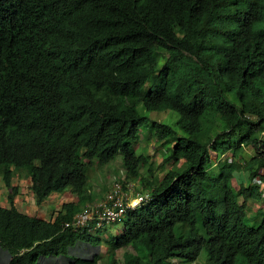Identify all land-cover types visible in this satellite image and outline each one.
<instances>
[{"label": "trees", "instance_id": "1", "mask_svg": "<svg viewBox=\"0 0 264 264\" xmlns=\"http://www.w3.org/2000/svg\"><path fill=\"white\" fill-rule=\"evenodd\" d=\"M138 106L177 114L181 134L152 125L173 144L165 163L180 166L145 181L150 199L118 236L95 237V221L65 228L85 205L91 165L120 155L138 179L145 157L131 141L149 120ZM20 172L37 205L67 189L77 201L49 219L21 211ZM238 173L247 184L235 190ZM0 180L11 190L0 205L7 264L76 242L105 243V260L69 264H189L201 251L206 264H264V214L245 224L264 184V0H0Z\"/></svg>", "mask_w": 264, "mask_h": 264}, {"label": "rangeland", "instance_id": "2", "mask_svg": "<svg viewBox=\"0 0 264 264\" xmlns=\"http://www.w3.org/2000/svg\"><path fill=\"white\" fill-rule=\"evenodd\" d=\"M156 57L159 59L157 54ZM144 66H146V63H144ZM138 110L141 115L149 119L146 125L139 127L138 138L135 141H131V146L135 153L145 157L143 166L139 169L140 175L138 179H126V172L122 167L120 155H117L114 160L110 161L105 166L99 167L93 164L90 166V172L88 173V187L81 198V201L85 204L89 203L86 199L88 196L91 197V201L93 202L103 198L115 180L122 181L125 187L128 185L133 186L136 193H150L145 181H153L155 179L161 180L166 172L175 170L180 166V163L176 164L172 161L165 163L171 153L173 144L159 140L155 134V126L152 125V122L162 123L170 126L176 133L178 132L181 134V131L176 126L177 114L174 111L145 112L142 106H138ZM249 152L251 151L248 150V153ZM210 154L211 158L215 160L216 154L213 151H210ZM240 183H247L243 173L236 174L235 179L232 181L233 188L237 190ZM257 184L262 193L261 198L259 200H248L247 208L245 209V224L250 227L258 226L264 214V184L260 182H257ZM13 185L18 189V195L15 198L16 207L27 214L36 215L43 219H49L52 213L57 209V206L71 200L75 196V194H72L70 190L67 189L62 193H52L41 205H37L29 190V180L24 172H20L14 176ZM10 193L11 190L5 187L4 183L0 180L1 206H8L7 196ZM241 201L242 199L240 198V202ZM122 223L123 221L120 223L111 222L92 233L102 241L107 240L110 237L118 236L122 232ZM106 250L105 243H102L99 249L96 247L93 249L91 248V254L96 252L99 253L102 255V259L100 260L103 261L105 260ZM124 251H127V249L117 251L118 259H121ZM206 260L207 256L205 251H201L197 260L189 264H206ZM101 261H99V264H102ZM173 264H178V261H173ZM180 264L188 263L180 262Z\"/></svg>", "mask_w": 264, "mask_h": 264}, {"label": "built area", "instance_id": "3", "mask_svg": "<svg viewBox=\"0 0 264 264\" xmlns=\"http://www.w3.org/2000/svg\"><path fill=\"white\" fill-rule=\"evenodd\" d=\"M257 182L260 181L256 180L255 183ZM149 199L150 193H136L133 186L125 187L122 181L115 180L103 198L85 205L64 227L79 230L95 221L90 228L94 231L111 222L120 223L125 219L128 210L146 203Z\"/></svg>", "mask_w": 264, "mask_h": 264}, {"label": "crops", "instance_id": "4", "mask_svg": "<svg viewBox=\"0 0 264 264\" xmlns=\"http://www.w3.org/2000/svg\"><path fill=\"white\" fill-rule=\"evenodd\" d=\"M76 198L77 197L75 195L71 200L66 201V202H63L61 205L57 206V209L54 212L59 211L60 208H61V206L64 203H67V202H76L77 201ZM14 202H15V200H14ZM58 203H59V201H58ZM15 204H16V202H15ZM87 204H89V203H87ZM87 204H85V205H87ZM91 248L93 249L94 247L88 245L87 243H79V242H76L73 246H71L67 250V253L66 254H64L62 256H58V257L40 258L38 264H69L71 262V260L73 258H75V257L91 258L93 255L97 254V252L91 254ZM96 248L99 249L100 247H96ZM9 260H10L9 255L5 251H2L0 249V264H7Z\"/></svg>", "mask_w": 264, "mask_h": 264}, {"label": "water", "instance_id": "5", "mask_svg": "<svg viewBox=\"0 0 264 264\" xmlns=\"http://www.w3.org/2000/svg\"><path fill=\"white\" fill-rule=\"evenodd\" d=\"M46 258H48V257H46ZM39 260H40V258L37 260L36 264H38Z\"/></svg>", "mask_w": 264, "mask_h": 264}, {"label": "clouds", "instance_id": "6", "mask_svg": "<svg viewBox=\"0 0 264 264\" xmlns=\"http://www.w3.org/2000/svg\"><path fill=\"white\" fill-rule=\"evenodd\" d=\"M16 205V204H15ZM19 209V208H18ZM22 211V210H21Z\"/></svg>", "mask_w": 264, "mask_h": 264}]
</instances>
